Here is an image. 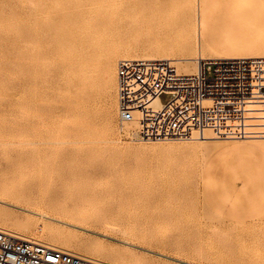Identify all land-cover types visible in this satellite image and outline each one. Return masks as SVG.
<instances>
[{
  "label": "rangeland",
  "instance_id": "1",
  "mask_svg": "<svg viewBox=\"0 0 264 264\" xmlns=\"http://www.w3.org/2000/svg\"><path fill=\"white\" fill-rule=\"evenodd\" d=\"M150 1L0 0V181L7 182L10 191L53 198V202L62 207L53 213L61 212L62 216H69V220L75 219L78 227L70 229L82 241L108 244L110 241L103 234L118 231L117 236H125L132 243L149 248L151 251L118 244L119 252L132 249L149 264H187L177 263L172 257L193 264H264V136L142 141L134 136L133 124L122 128L116 112L107 137H103L102 115L111 108L114 92L105 88L102 82L92 97L93 109L101 116L99 132L80 131V109L74 101L77 87L73 86L77 73H64L63 67L77 55L50 53L38 61L37 57L31 56L33 48L22 36L27 24L37 30V26L49 19L56 21L73 10H81L92 21L102 16V24L106 23V28L103 24L105 29L101 26L102 38L119 40L120 47L123 44L118 32L122 24L119 18H136L149 7ZM203 1V7L210 11L206 19L208 41L203 54L199 53L201 26L198 20L196 57H264V0ZM68 22L65 19L63 24ZM162 30L164 37L146 29L138 30L132 37L150 40L153 35L152 39L163 37V43L193 44L191 28L186 39L170 25ZM136 46L135 43L129 45ZM170 56L172 60L176 59L175 65L182 73L180 65L196 64V60L194 63L177 60L183 57L179 52ZM94 65L92 68L100 71V65ZM39 68L44 71L37 72ZM169 99V94L160 95L162 103ZM173 143L199 144V148L183 153L179 148L168 150L160 145ZM119 182L192 191L195 199L193 204H183L187 214L182 225L199 229L195 232L204 237V242L198 245L202 247V253L183 249L186 238L168 247L164 245L166 234L140 233V227L128 222L127 215L144 210L122 203ZM39 183L42 189L36 186ZM83 191H87L90 199L95 198V204L78 214L69 198ZM104 206L113 207L114 216L119 210V223L100 215L99 210ZM161 210L158 208L159 212ZM11 212L9 222L14 219L26 221L27 213ZM149 224L153 225L152 222ZM214 234L219 236L213 237ZM106 246V249L111 248Z\"/></svg>",
  "mask_w": 264,
  "mask_h": 264
},
{
  "label": "bare ground",
  "instance_id": "2",
  "mask_svg": "<svg viewBox=\"0 0 264 264\" xmlns=\"http://www.w3.org/2000/svg\"><path fill=\"white\" fill-rule=\"evenodd\" d=\"M203 6V0H151L149 7L134 19L119 18L116 15L119 21L122 22L118 31L122 35L121 42L123 45L120 47L119 40L109 41V37L107 38V36L102 38L101 26L104 24L106 28V23L102 24V16L92 21L81 10H73L72 13L58 17L56 21L49 19L37 26V30H34L35 28L32 24H27L22 30V36L32 46L30 47L33 48L31 56L37 57L38 61L46 58L48 56L47 54L50 53L57 55L75 53L77 55L76 58L74 57L66 61L63 67L64 73L75 71L77 73L74 83H72L73 86L77 87L74 101L80 109V115L78 117V128L80 131H85L89 134H98L99 132L98 126L101 116L94 111L92 106L94 90L97 88L99 82H102L105 88L114 92L111 108L102 115L105 129H102L101 133L103 137H107L109 125L113 122V118L117 112L118 87L116 62L119 58L172 59L170 55L179 52L183 55V57L177 59L179 61L194 63L193 61L196 60V64H192L191 66H179L184 73L188 74L197 72V59L241 58L235 56L204 58L200 55L196 57L197 50L195 48V42L199 34L197 33L198 20L201 26V45L198 44L200 45V49H198L199 53L203 52V47L207 45L208 41V36L206 37V19L210 11L209 8L205 9ZM65 19L69 22L63 24ZM106 19L108 20V18ZM60 21L61 26H59ZM114 23H112L113 26ZM167 25H170L172 29L179 30L183 39H186L187 31L191 28L193 44L188 42H183L179 45L163 43L164 32L162 29ZM86 26L87 29H84ZM111 28L113 29V27ZM145 29L155 35L156 33H161L163 37L155 36L152 39L153 35H151L150 40L148 38L144 40L143 38H133L135 32L138 30L144 31ZM138 33L140 34V32ZM135 36H137V33ZM141 36L143 37V35ZM132 43H135L137 46L129 47ZM194 50H196L195 53H193ZM37 63L41 65L40 62ZM94 64L100 65V71L92 68ZM36 71L43 72L44 70L39 68ZM101 139L105 140L106 138ZM160 145L168 150L179 148L183 150V153L194 152L199 148V144L188 146L174 143ZM70 159L67 160L70 161ZM36 186L38 189H42L41 183ZM119 189L122 192V203L126 202L128 205H136L144 210L143 213L138 212L127 215V221L137 223L140 227V233L151 235L166 234V243L164 245L168 247H173L177 240L186 238L187 242L183 249H188L195 253H202V247L199 248L198 245L204 242V237H202V234L199 233L201 235L199 236L195 232L199 229L182 225L187 214V209L183 207V204H193L195 199L192 191L147 184L140 187L139 184L127 185L121 182H119ZM86 193L87 191L79 192L69 198L70 205L73 206L74 211L78 214L94 207V196V199H90L89 194ZM53 201V198H38L26 192L10 191L7 182L0 181V230L10 233L18 239L42 242L50 248L95 259L102 263L130 264V262H134L135 264H149L132 249L128 248V252L126 253L119 252L118 244H122L125 247H139L146 251L151 250L132 243L125 236H117L119 233L116 232L118 231L114 234L111 231L103 234L110 241L108 244L100 241H82L70 229L71 227H78L75 224L76 220H69V216H62L61 212L53 213L54 211L62 209L60 204ZM158 208H162V210L159 212ZM13 210H20L27 213L26 221L14 219L13 222H9L12 219L13 213L11 211ZM113 210V207L104 206L99 211L101 216L116 219V222L119 223V210L115 216V211L113 212ZM192 211L195 213L197 209L194 207ZM37 221L41 224L39 222L37 223ZM149 222H152L153 225H150ZM168 230L170 232H167ZM126 233L124 232L123 234ZM218 236L214 234L213 237ZM207 238H212V235L207 236ZM106 245H110L111 248L106 249ZM159 254L166 256L165 254ZM122 260H127V262H122ZM172 260L177 263L193 264L176 257H172Z\"/></svg>",
  "mask_w": 264,
  "mask_h": 264
},
{
  "label": "built area",
  "instance_id": "3",
  "mask_svg": "<svg viewBox=\"0 0 264 264\" xmlns=\"http://www.w3.org/2000/svg\"><path fill=\"white\" fill-rule=\"evenodd\" d=\"M118 119L142 141L264 136V57L197 59L182 73L172 59L123 58L117 65ZM169 94L166 103L161 94ZM0 264H107L18 239L0 230Z\"/></svg>",
  "mask_w": 264,
  "mask_h": 264
}]
</instances>
